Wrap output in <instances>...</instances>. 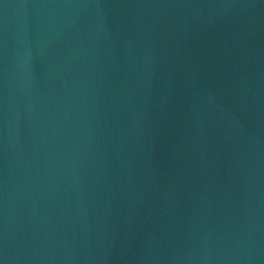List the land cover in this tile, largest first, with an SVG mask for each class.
<instances>
[{"label": "water", "instance_id": "water-1", "mask_svg": "<svg viewBox=\"0 0 264 264\" xmlns=\"http://www.w3.org/2000/svg\"><path fill=\"white\" fill-rule=\"evenodd\" d=\"M0 264H264V0H0Z\"/></svg>", "mask_w": 264, "mask_h": 264}]
</instances>
